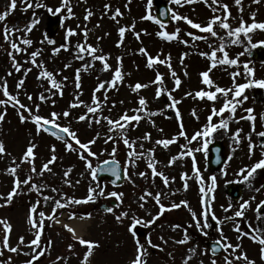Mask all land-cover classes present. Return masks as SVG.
I'll return each instance as SVG.
<instances>
[{
  "label": "rangeland",
  "instance_id": "rangeland-1",
  "mask_svg": "<svg viewBox=\"0 0 264 264\" xmlns=\"http://www.w3.org/2000/svg\"><path fill=\"white\" fill-rule=\"evenodd\" d=\"M170 1V6L173 14H179L192 19L196 23H200L202 26L213 16H220L223 18L226 15L225 10L221 7L223 4L229 6L228 11L231 13L228 18V23L234 29L240 26L241 20L248 25L253 23L252 14L255 13V21L257 23L264 22V0H259V3H254L253 0H241V4L237 5L235 0H219V3L213 4V0H208L206 5L203 0L195 3H184L182 0L181 5H177ZM33 3V8L28 9L26 12L22 9L26 6L17 0V8L14 11H10L9 16L5 21L0 22V84L3 83V79L6 78L8 82L9 91L13 95H19L21 102L28 107L36 111L35 106L40 105L39 114L45 117H49L51 112L62 113L64 111H70V116L64 118L60 117L59 123L62 126L70 125L71 129L75 131L82 142H88L96 137L97 133L100 134V138L97 139L96 144L92 145V151L97 152L98 159L90 157L93 166H96L100 162L114 158L122 163L124 169H127L126 181L119 187H113L108 180H99V183L105 187V197H99L98 204L104 202L110 204L114 197H107V194L112 191L124 193V203L121 205V210H128L129 206L131 211L135 212L138 217L146 216V220H151L158 212L159 206L156 205L155 200L152 197L147 198V203L144 208H140L138 205L139 197L146 191H150L155 195L156 193H163L161 195V202L170 207L175 203H180L183 200H187L189 206L200 216L203 204V194L200 192V183L195 175L193 161L190 156H185L178 159L175 164H170L172 157L178 156L181 151L187 152L189 149L203 148L204 138H197L192 144H188V140L183 136H179L180 121L182 119L184 125V131L187 133V137L191 138L197 131H202L204 125L208 123V116L211 114L213 104L217 109L221 108L224 103V97L221 94L218 95V99L215 102L207 100H200L199 98H193L195 93L199 90L215 91V85H219L222 88H231L233 92H230L227 99H233L235 85L250 83L251 80H264V62H255L252 65L254 75L250 76L247 73L245 64L249 67L251 58L249 52L253 49L254 45L264 41V30L255 29L248 35L251 37L249 41L248 36L241 34V43L233 44L232 41L236 39L235 36L228 37L226 31L221 29L219 25L215 26V30L218 33L217 37H211L210 34L201 33L199 29H192L185 21H176L172 19L168 25L161 27L154 20L141 19L148 14L147 4L148 0H70L71 7L74 12V16L67 18L66 8L56 14L62 19V24L58 32L51 36L46 32L47 27V15L50 14L46 8H35L36 3L46 4L48 7L55 9L61 6V0H30ZM10 4V0H0V13L8 10L7 6ZM111 5V10H105V5ZM119 8L122 16L117 17L116 20L111 19L112 14ZM213 8L216 11H213ZM242 8V11H241ZM155 0H153V6L151 8V15L155 17ZM87 10H91L93 15L85 20ZM40 20V23L33 28L31 33H25L23 31L16 32L13 35V39L17 40L18 37H26L33 41L31 46L21 44V47L27 48V52L15 53L16 60L22 65L20 72H16L12 67V61L8 53L12 51L10 45L5 42L2 34L3 26L6 24L10 29L18 28L23 29L30 23L33 15ZM82 18V20H81ZM118 21V23H117ZM135 23V32L140 33L139 39L136 38L132 30L126 31L124 42L122 46L118 45L120 40L118 29L121 26H131ZM79 25V27H78ZM99 25V26H97ZM88 30L87 43L102 49V52H97V55L105 54L109 56L108 62L112 65V70L104 71L102 63L95 61L94 66L90 67L87 71L80 72L81 88L75 87V75L76 70L81 69L82 65L92 61L91 56L85 55L84 60L75 59V53L77 51L76 45L78 43H84V28ZM72 28L75 30L76 35L67 37V29ZM179 28V39L173 41H166L160 39L157 36L158 32L167 31L168 33H174ZM146 33L145 34V31ZM191 31L198 36H208L207 40H193L192 37L187 35V32ZM45 34L48 39L55 40V44H49L45 40ZM223 37V41L219 38ZM45 40L44 43H41ZM182 40H187L189 43L185 45ZM224 43V51L229 55L230 59H238L236 65H220L212 69L210 72V78L214 81V85L209 88L202 83V77L200 73L206 71L210 67L211 61L201 56L200 53H208L209 55L214 49H219L220 44ZM62 44L68 45L67 50L61 48L57 54L53 53L54 48H59ZM211 45V47H209ZM145 48L147 52L153 57L160 55L161 59H164L169 54L171 55L172 68L169 69L166 65L156 64L152 68L147 67L146 56L139 52V49ZM38 49H43L42 54L37 57V63H43L48 71H51L55 75V79L61 82L63 86V95L61 96L57 89H51V92L46 89L51 88V84L48 80L38 79L40 69L33 66L30 63V53ZM184 53L188 55L183 57V64H181V58ZM243 53V55H240ZM123 58V72L125 74L122 83H118L115 89H111L107 92L108 102L104 104L102 113L98 112L95 115L111 117L112 119H118L127 109L129 115L136 114L133 110L140 108L138 103L141 96L145 97L148 101L147 112H140L139 114L144 117L139 122L137 127L129 126L127 129V135L130 140L135 141V150L137 152H144L145 158L136 161L135 166L128 164V152L130 151L125 146L122 140L119 139V130L109 133V125L107 121L102 120L99 124L92 122L89 126V121H78V117L85 114L87 111L86 105L92 104L93 92L97 85L105 80H108L113 75V70L117 67V58ZM223 53L217 51V59H221ZM70 64L71 67H65ZM58 67V68H57ZM31 68L32 71L25 75V70ZM175 71L181 80V85L178 89L174 87V78L171 72ZM187 71L188 75H185ZM11 72L12 75H8ZM157 72L161 73L164 77L163 84L157 85L152 83L155 80ZM68 73L67 79H64V75L59 78L57 74ZM234 73H239L235 76V82L229 83V79L233 77ZM20 79H24V87L17 89L16 85ZM231 80V79H230ZM137 82L141 84H148L147 88L141 89L138 93L133 92L130 85H135ZM163 88L164 94L159 98L156 97L157 89ZM249 87L244 90L241 97L236 99L243 100L244 96H247V100H244L241 105L237 106V110L234 116L229 112H225L223 117H213V123L218 124L220 119H227L229 121V130L218 129L211 136L207 137L209 143L214 141H221L225 146V155L227 156V162L223 168L218 172H210L206 168L208 160V149L194 152L196 159V166L200 169V174L204 179V189L207 192L211 187V176L215 175L217 178V187L215 192H209L210 208L215 213V216L221 220L225 215H232L233 212L238 209L239 204L245 200H250L255 196L256 199L252 201L251 208L246 211V216L243 218H236L234 222L239 223L240 227L245 231H251L247 228L245 221H250L252 227L258 226L256 219L255 208L257 204L264 200V169H258L254 174V179L250 180L252 187L247 186L248 182L239 183L243 189V198L237 204H233L231 199L224 193L225 184L228 181L237 182L242 180V176L238 175L240 169L248 167L250 168L258 160L264 159L262 155V149L259 148L260 136L258 133L264 132V101L258 103L251 95V91L254 88ZM107 88V85H106ZM264 89V88H263ZM105 90H101L96 93L97 96L103 101V94ZM172 93V97L181 101L175 107L179 109L181 116L175 115V109L168 107L171 100L167 96V92ZM191 92L193 95L188 96L187 93ZM26 93V94H25ZM43 93L48 100L40 101L39 95ZM53 93H55L53 95ZM31 95L33 99L28 100L27 96ZM79 95V99L85 103L77 108H70V105L75 102L76 96ZM0 99H6L0 92ZM53 101L55 103H53ZM123 101V103H121ZM113 102L115 106H113ZM252 108L254 112L252 115L256 117L254 121L255 130H253V122L247 119H241L249 115L245 109ZM193 109L196 112V116L192 115ZM162 114L149 115V113ZM0 112H3V108H0ZM25 115H28L25 112ZM90 117L92 114H89ZM198 117V119H197ZM153 121L155 122L153 124ZM65 124V125H64ZM133 125L136 122H132ZM163 131H160V130ZM242 129L240 132L241 142L237 144L233 139L234 133ZM150 133L151 139L144 140L145 134ZM251 135V141L248 136ZM107 135H112L117 138L118 143L114 144L112 141L105 143ZM176 138V142L169 145L168 148H164L162 145H158L156 141L161 139ZM0 141H3L6 146V154L0 156V194L4 196L11 191L13 187V176L6 173V169L13 166V157L16 158V163L20 164L18 169V176L21 180L27 178L30 173V165L28 163H21V158L29 146L30 142L37 145L35 148L36 159L35 166L39 171L42 165L51 158V147L55 145L56 156L58 157L55 164L50 165L52 172H45L43 177L35 176L33 183L47 184L49 187L42 189L44 196H53L56 199H61L65 194L68 197H75L76 199H83L88 195L89 185L92 184L96 187V184L92 182L89 170L85 167V162L81 160L76 152H68L65 150L64 142L51 136L48 132H40L37 134L36 126L31 122L21 123L17 114V109L7 107V114L2 124H0ZM264 141V140H263ZM256 145L254 154L250 155L249 143ZM74 143V142H73ZM203 143V144H202ZM202 144V145H201ZM141 145L143 147L141 148ZM75 146V145H74ZM187 146V147H182ZM113 147H116L117 151L115 157H112ZM155 149V161L158 171L163 172L169 177V185H164L162 178L156 176L152 177L151 169L147 167V161L149 159L148 149ZM106 149L107 151H104ZM72 171L68 177H64V172L69 168ZM227 175H224V172ZM140 172H146V177L138 175ZM184 173L188 174L189 187L184 190V181L182 176ZM83 174V175H82ZM247 173L245 172V175ZM128 177H131L129 179ZM173 178H175L173 180ZM66 179L71 180V185L65 183ZM79 181V183H77ZM238 183V182H237ZM29 186L23 185L20 195L14 197L11 205L0 207V218L9 221L12 224V232L10 235L9 243L11 246H16L19 243V238L23 236L25 238V244L34 238L32 232L29 231V224L27 218L29 210L32 204H35L37 200H40V205L37 209V213L40 211L50 214L52 212L54 203L48 201L47 204L43 201V196L35 191H28ZM52 188L58 189V192H52ZM256 188H261L260 192H256ZM178 190V191H177ZM176 192L175 195L171 193ZM215 196L214 200H211L212 196ZM225 199V201H224ZM116 201V200H115ZM4 201L0 200V204ZM63 202V201H62ZM224 202L226 208L229 203L233 205L232 211L225 213L219 203ZM64 214L75 213L78 216H86L91 213V222L88 230L85 231L86 240L98 241L100 246L94 250V255L91 258V264H130L131 259L134 256L135 245L132 235L128 232V224L130 221L125 219L123 225L118 224L114 216L110 213H105L98 207L93 208L91 202L87 204L70 205L63 209H57V212ZM161 220L156 222V228L153 229L148 235L151 236L153 244L162 246L163 250H156L157 248L149 247L144 241L141 240V230H138V236L141 243L145 244L149 253L147 259L148 264H168L166 256L171 253V259L169 264H182L183 259L188 255L189 248H196V256L193 260L189 261V264H199L200 260L204 261V264H211L212 256L202 255L207 249L203 246L202 237L204 236L195 226L192 216L186 207H180L178 209H172L165 211L160 216ZM210 221H216L209 217ZM234 222L228 223L226 226L223 224L220 227L223 228V233L229 238L231 243H242L243 247L238 250L239 252H247L250 259H254L256 264H264V261L260 259V245L254 243L251 239L245 237L242 241L237 240V233L233 231ZM188 225V227H184ZM174 225H180L179 228L173 230ZM191 225V226H189ZM264 227V225H259ZM141 228V226H138ZM187 228L188 236L190 240L187 244H177L175 241L184 238V229ZM208 232V229H206ZM47 238H54L53 250L59 249L48 256V259H54L57 256L67 258V264H81V260L86 246L78 247L77 244H73L74 248L70 251L67 247L65 239L62 237L61 241L58 236V231L50 228L45 235ZM4 236L3 226L0 225V244H2ZM215 236L220 240V233L218 227L216 228ZM131 237V238H130ZM160 237H163L167 243H163ZM132 239V240H131ZM23 252H30L31 249L21 246ZM6 250V251H5ZM4 256L1 260L11 256L15 258L16 253H11L5 249ZM208 250V249H207ZM231 251V250H229ZM19 261L24 259L23 253H19ZM162 254V255H161ZM223 253L219 257H215L220 264H223ZM47 260V259H46ZM59 262L57 264H65ZM236 264H245L243 261L236 262Z\"/></svg>",
  "mask_w": 264,
  "mask_h": 264
},
{
  "label": "snow or ice",
  "instance_id": "snow-or-ice-1",
  "mask_svg": "<svg viewBox=\"0 0 264 264\" xmlns=\"http://www.w3.org/2000/svg\"><path fill=\"white\" fill-rule=\"evenodd\" d=\"M21 2L26 5L22 9L25 12L28 9L33 8V6H34L33 3L30 2V0H21ZM85 2H86V0H85ZM130 2H131V0H129V3ZM173 2L177 5L182 4V0H173ZM183 2L191 4V3L199 2V0H183ZM203 2L206 5H208V0H203ZM253 2L259 3V0H253ZM216 3H219V0H213V4H216ZM235 3L237 5H240L241 0H235ZM152 6H153V0H148V4H147L148 14L145 15L144 17H141V19L154 20L161 27H164V24L162 21H160L158 18L153 17L151 15ZM208 6L212 7V5H208ZM104 7H105V10H111V5H109V4H106ZM221 7L225 10L226 15L223 18H221L220 16H213L207 22V24L204 26H202L200 23L194 22L192 19H190L186 16H181L179 14H173L172 19L176 20V21L183 20L188 25H190L192 29H199L201 33L210 34L211 37H217L218 36V33L215 30V26L219 25V27L221 29L227 30L226 35L228 37H232V36L236 37V39L232 41L233 44L241 43V41H240L241 34L248 36L249 41H251V37L248 35L251 31H253L255 29L264 30V22L257 23L255 21V13L252 14L253 23L251 25H248L246 22L241 20L240 26L233 29L231 27V25L228 23V18L231 15V13L228 11L229 6L227 4H223ZM7 8H8V10H5L2 13H0V22H3L6 20V18L10 14V11L16 10L17 0H10V4L7 6ZM35 8H46L47 11L52 15H56V14L62 12L66 8L67 18H71L72 16H74V12H73V9L71 7L70 0H61V6L57 7L55 9V11L53 10V8L48 7L46 4H42V3H36ZM213 11L215 12L216 9L213 8ZM241 11H242V8H241ZM167 14H168V12L166 10L164 12V15H167ZM92 15H93L92 11L87 10L85 20H88ZM122 15H123V13H121L120 9L117 8L115 10V12L112 14L111 19L116 20L117 17H120ZM39 23H40V20L38 18H36L35 14H34L30 23L28 25H26L23 29H18V28H11L10 29L6 24L3 26V29H2L3 38H4L5 42L8 43L10 45V48L12 49V51H10L8 53V55L11 58L12 67L15 69L16 72H20L22 65L20 64L19 61L16 60L15 53L27 52V48L21 47V44L31 46L33 44V41L31 39L26 38V37H18L20 42L17 43V40L13 39L12 37L16 32H19V31H23L25 33H31L33 28H35V26ZM117 23H118V21H117ZM97 26H99V25H97ZM78 27H79V25H78ZM129 30H132L134 32V35L136 36V38L139 39L140 33L135 32V23H133L131 26H121L118 29V33H119V37H120V40L118 42L119 46L123 45L125 33H126V31H129ZM144 31H145V34H147L146 30H144ZM180 31L181 30L179 28H177L174 33L170 34L167 31H161V32H158L157 35L160 38L170 42V41L179 39ZM83 34H84V38H85L84 43H78L76 45L77 51L75 53V59L84 60L85 59L84 54L86 53L87 55L91 56L92 61L82 65L81 69L76 70L74 83H75V87L77 89L81 88L80 72L82 70L87 71L90 67H93L95 61H100L102 63V68L104 71L107 72L109 70H112V65L109 64V62H108L109 56L105 55V54L97 55L96 53L98 51L102 52V49H99L98 47L87 43L88 30L86 27L84 28ZM73 35H76L75 30L72 28L67 29L66 36L71 37ZM187 35L192 37V39L194 41L195 40H207L208 39V36H198V35H195L191 31H188ZM219 39L221 41H223V37H220ZM45 40L49 44H55V40L48 39L47 34H45ZM45 40H42L41 43H44ZM181 42L184 43L185 45H187L189 43V41H187V40H182ZM260 43L264 44V41H262ZM209 47H211V45H209ZM224 47H225L224 43H221L219 49H214L210 55L208 53H204V52L200 53L201 56H204L211 61L209 69L200 73V75L202 77V83L204 85L208 86L209 88H211L214 85V81L210 78V72L212 69L216 68L218 64H220V65H236L238 63V59H230L229 58L228 53L226 51H224ZM61 48L67 50L68 45L62 44L59 48H54L53 53L54 54L59 53ZM42 51H43V49H38L36 51L31 52L30 53V63L33 66L40 69V72H39L38 77H37L38 79H41V80L46 79L50 82L51 88L46 89V91L51 92V89L54 88V89H57L59 94L62 96L63 95V86H62L61 82H58L55 79L54 73L51 71H48L47 68L43 65V63H37V57H39L42 54ZM217 51H221L223 53V57L219 60L217 59ZM139 52L146 56V59H147V65L146 66L149 68H152L156 64L166 65L169 69L172 68L171 55L170 54L167 57H165L164 59H161L160 55H162V53L160 55H157L156 57H153L151 54H149L147 52V49H145V48L139 49ZM187 55H188L187 53L183 54L181 61H180L181 64H183V57H186ZM240 55H243V53H241ZM117 61H118L117 67L113 70V75L111 76L110 79L102 81L97 85L96 89L93 92L92 104L86 105L87 111L85 114H82L78 117V121H86L87 120V121H89V126H91L92 122L99 124L102 120H105V121H107V123L109 125V129H108L109 133L116 132L117 130H119V133H118L119 139L122 140L123 144L125 146H127V148L130 150L128 152V161L127 162L130 166H135L137 160L145 158V153L142 151L137 152L135 150V141L130 140V138L127 135V129L129 128V126L137 127L139 125V122L142 119H144V117L141 116L139 113L140 112H147V106H148L147 99L143 96H141L139 98L138 103L140 105V108L133 110L136 113L133 115H129L128 112H124L118 119H115V120L112 119L111 117H108V116L100 115L99 117H97L95 115L98 112L102 113V109H103L104 104H106L108 102L107 92L111 89H115L117 87V84L122 83L124 80L125 74L123 72V58L118 57ZM65 67H71V65L68 64V65H65ZM244 67L246 68L248 75H250V76L254 75V70L252 68H249L247 66V64H245ZM31 71H32L31 68L26 69L25 75ZM238 74L239 73L233 74V80H235V76ZM8 75H12V73L9 72ZM171 75L174 78V87L176 89H178L181 85V80L175 71H172ZM185 75H188L187 71H185ZM64 79L66 80L67 77H65ZM163 81H164L163 75L161 73L157 72L156 78L154 81H152V83H155L157 85H161V84H163ZM106 85H107V88H106ZM148 86H149L148 84H141L139 82H137L135 85H130L133 92H137V93L141 89L147 88ZM253 86H258V87L264 88V80L253 79V80H251L250 83L236 84L233 99H227L229 93L233 92V89L222 88L219 85H215V91H211V90H209V91H205V90L197 91L193 97L194 99L199 98L200 100H204L205 98H207V100L215 102L219 98L217 94H221L225 99H224V103H223L222 107L219 109H217L215 107V104H213L211 114L207 118L208 123L206 125H204L202 131H197L191 138H188L187 133L183 130L184 125H183L182 119L180 121L179 126H180L181 131L179 132L178 135L185 137V139L188 140L189 145L192 144L193 141H196L197 138H204L203 148L189 149L187 152L181 151L178 156L172 157L170 159V162H169L170 164H175L178 159H181L185 156H190L192 158L195 175L198 178L199 183H200V189L199 190L203 194V199H202L203 207H202V210H201L199 217L197 216V213L189 206V203L187 200H183L180 203L173 202L170 205V207H168L161 202V195L163 193L158 192L155 195H153L152 192L146 191L144 194H142L139 197V200L137 202L139 207L144 208L145 204L147 203V198L152 197L155 200L156 205L159 206V212L151 220H144L143 218L138 217L135 212L131 211L130 206H129L128 210H121L119 212L117 211L118 209H121V205H123V203H124V200H123L124 193H122V192L118 193L116 191H112V192H109L107 194V197H114L116 200V203L113 206L106 207L105 212L112 214L118 224L123 225L125 219H128L130 221V223L128 224V232L132 235L133 242L135 245L134 256L131 259L130 264H148L147 257L149 255V253L147 251V248L145 247V244L141 243V240L139 239L137 226L138 225L149 226L151 224H154L156 222V220H158L160 218V216L163 215V213L165 211H170L172 209H178L182 206L186 207L192 216V219L195 223L196 228L204 236L208 235V232L206 231V229L213 227V225L211 223H209V217L210 216L212 217V219L216 220L218 226L223 225V224L228 223V222H234L236 218H243L246 216V211L251 208L252 201H254L256 199L255 196L251 197L250 200H245L242 203H240L238 209H236L232 215H226L222 220L215 216V213L212 212L211 208H210L209 192H212V193L215 192V189L217 187V178L215 175L211 176V178H210L211 179V187L206 192L204 189V186H203L204 179H203L202 175L200 174V169L196 166V159H195V156L193 153L199 152L202 150L206 151L207 144H208V140L206 138L211 136L218 129L229 130V121L227 119L221 118L219 123L216 124V123L212 122L213 117H215V116L223 117L225 112H229L232 116H234L236 113V110H237V106L241 105L244 100H247V96H244L243 100L236 99V98L241 97V95L245 89H247L249 87H253ZM16 87H17V89H22L24 87V79H20L17 82ZM101 90H105L104 94H103V101H101V98L96 95V93H99ZM0 92H2V95L4 97H6V99H0V108H3V112H0V124H2L4 119H5V116L7 114V107L9 105L11 107L17 109V114L19 116L21 123H25V122L33 123L36 126L37 134H39L42 131L48 132L51 135L55 136L57 139H60L64 142L66 151L76 152L78 154L79 158L85 162V167L87 170H89L91 180H92V182H94L96 184V187H93L92 184L89 185L88 195L83 199H76L75 197H68L66 194L61 199H56L53 196H44L42 189H45L49 186L47 184H39L38 185L36 183H33L32 181L34 180L35 176L43 177L45 172H52V168L50 167V165L55 164V162L58 159V157L56 156V147H55V145H53L51 147V149H50V151L52 153L51 158L42 165V167L39 171H37V168L35 166V159H36L35 148L37 147V145L33 142H30L29 146L26 148V151L21 158V163H28L30 165V173L27 176V178L21 180L18 176V169L20 168V164H17L16 158L13 157V161H12L13 166H10L6 169V173L10 174L14 178L13 187H12L11 191L7 193L6 196H4L3 194H0V200L4 201L2 204H0V207H5L7 205H11L14 197L21 194L23 185H28L29 186L28 191H30V192L35 191L37 193H40L41 196H43V201L45 204H47L48 201H50V200L53 201L54 206H53L52 212L50 214H46L43 211H40L39 213H37V209L40 205V200H37L35 204L31 205L30 210H29V214H28V218H27V223L29 224V231L33 233L34 238L32 240H30L27 244H25V238L23 236H21L19 238V243L16 246H11L9 243V240H10V235L12 232V224L3 218H0V225L3 226V230H4L2 245H0V257H2L4 255V250L7 249V251H9L11 253H18V254L23 253V255L30 257L28 260H25L23 262V264H37V262L40 261V258L45 256L46 252L51 247V241L50 240L47 242L46 247H42V245H41V237L44 235V229H45V223L44 222H45V220H49V221H54L57 224H62L63 227L68 232H70L72 234V237L74 240L78 241V243L81 246H86V251L83 254L81 264H91V258L94 255V250L100 246L99 242L84 239L83 236H81L77 233V229L75 227H73L71 224L64 223L63 221L58 219L57 215H56L57 209H63V208L69 207L70 205H73V204H75V205L87 204L89 202H94L97 197H105L106 185L102 186L99 183L98 172H110L117 179H120L121 177H120V169H119L118 162H116L114 159L113 160H105L103 162V165H104L103 167L100 164L93 166V163H92V160L90 159V157H95L98 159L99 154L97 152L92 151L91 146L96 144L97 139L100 138V134L97 133L96 137L92 140H89L88 142H82L79 139L77 133L71 129L70 125L62 126L59 123L61 116H63L64 118H67L70 116V114H71L70 111L66 110L62 113L51 112L49 117H45V116H42L39 114L40 105L37 104L35 106L36 111L33 112L32 108L28 107L27 105H25L21 102L18 94L13 95L9 91L8 82H7L6 78H4L3 83L0 84ZM54 94L55 93H53V95ZM162 94H164V89L158 87L157 92H156V97L159 98ZM186 95L192 96L193 94L191 92H189ZM167 96L171 100V103L168 105V107L174 108L175 109V115L177 117H180L181 113H180L179 109L176 108L175 106L177 104H179L181 101L173 98L172 93L170 91L167 92ZM27 98L30 101L33 99V97L31 95H28ZM38 98L40 101H45V102L48 99V97H46L43 93H41ZM53 103H55V102L53 101ZM84 103H85L84 101H81L79 99V95H77L75 98V102H73L70 105V108L80 107ZM121 103H123V101H121ZM113 106H115L114 102H113ZM245 111L247 113H249V115L246 117H241V119H247L249 121H252L253 122V130H255L254 121H255L256 117L254 115H252V113L254 112V109L248 108V109H245ZM25 112H27L28 115H25ZM89 114H92L91 117ZM156 114H162V111L158 112V113H149V115H156ZM192 115L196 116V112L194 109H193ZM197 119H198V117H197ZM134 121L136 122L135 125L132 124V122H134ZM154 123L155 122L153 121V124ZM52 129H56V131H52ZM160 131H163V130L161 129ZM241 131H242V129H238L234 133L233 139L235 140V142L237 144H239L241 142V136H240ZM61 134H64V135H61ZM258 135L260 137H264V132H260V133H258ZM65 137H67L68 139H66ZM143 139L144 140H150L151 134L150 133L145 134ZM248 139H249V141H251V135L250 134L248 136ZM109 141H112L114 144L118 143L117 138L112 136V135L106 136L105 143L107 144ZM175 142H176V138L161 139V140L156 141V143L158 145H162L164 148H168L169 145H171ZM142 147H143V145H141V148ZM182 147H187V146H182ZM255 147H256V145L252 144L251 142L249 143L250 155L254 154L253 150L255 149ZM260 147L262 149V155H264V141L261 142ZM104 151H107V150L104 149ZM116 151H117L116 147H113L112 153L110 155L112 157H115ZM4 154H6V146H5L3 141H0V156H3ZM148 156H149V159L147 161V167L149 169H151L152 177L155 178L156 176H159L162 178V182L164 185H166V186L169 185V183H170L169 177L166 176L163 172L157 170V167H156L157 161H155V159H154V157H155V149L154 148L148 149ZM109 164H114L115 166L114 167H108ZM258 169H264V159L258 160L250 168L245 167V168L240 169L238 175L242 176L243 179L240 181H237V182L238 183L248 182L247 186L249 188H251L252 184L250 183V180L254 179V174L257 172ZM71 171H72V168L70 167L68 170H66L64 172V177H68L70 175ZM245 172L247 173L246 175H245ZM223 174L227 175V172L225 171ZM125 175H127V169H125ZM138 175H140L141 177H146L147 173L146 172H140V173H138ZM128 178L131 179V177H128ZM174 179L175 178H173V180ZM182 179L184 181L183 187H184V190L186 191L189 187L188 174L184 173L182 176ZM64 182L69 184V185H71V183H72L71 180H69V179H66ZM77 183H79V181H77ZM113 183H115V181H113ZM227 183H232V181H228ZM261 188H264V185H261ZM261 188H256L255 191L260 192ZM51 190L54 193L58 192V189H56V188H52ZM171 194L175 195L176 192H173ZM214 199H215V196L213 195L211 197V200H214ZM221 207L223 208L225 213H228V212L232 211V209H233V205L231 203H229V205L226 208L223 205H221ZM254 211L256 214V219L258 221L257 227L253 228L250 221H245L247 228L251 229V231H245L240 227L239 223L234 222L233 231H235L238 234L237 235L238 241H242L245 237H247V238L251 239L254 243H258L260 245V259L262 261H264V227L259 226V225H264V200L260 201L257 204ZM37 216H38V218H37ZM91 216H92V214L88 213L86 216H81L80 219L81 220L91 219ZM68 219L69 220L76 219V214L70 213L68 216ZM189 226H191V225H189ZM179 227H180V225H174L173 230H175L176 228H179ZM218 231L220 233V240H218L213 245V247L211 249V253H212L211 264H220V262L215 258L217 253L220 250H223L225 253V255L222 257L223 264H236V262H239V261H243V262H245V264H256V261L254 259L249 258L247 252H239V254H237L238 250L243 247L242 243H240V242H238L236 244L231 243L229 238L224 235L222 227H218ZM160 239H161V241H163V243H165V244L167 243V241H165L163 237H160ZM189 240H190V237L188 236L187 228H185L184 229V238L175 241V243L183 245V244H187L189 242ZM146 243L149 247L160 248V245L153 244L150 235H148L146 237ZM21 246H25V247L31 249V251L30 252H23V249ZM68 248L71 251L74 248V245L69 244ZM229 250H231V251H229ZM171 255L172 254L169 253V256H171ZM202 255H208V250L206 249L202 253ZM195 256H196V248L195 247L189 248L188 249V255L183 259L182 264H189V261L193 260L195 258ZM59 260H64L65 264H67V258L66 257H57V261H59ZM0 264H12V257L9 256V257H7L6 260H0ZM54 264H55V262H54ZM199 264H204V261L200 260Z\"/></svg>",
  "mask_w": 264,
  "mask_h": 264
},
{
  "label": "water",
  "instance_id": "water-1",
  "mask_svg": "<svg viewBox=\"0 0 264 264\" xmlns=\"http://www.w3.org/2000/svg\"><path fill=\"white\" fill-rule=\"evenodd\" d=\"M157 10H158L157 11L158 18L160 20H162L163 22H167L169 20V8H168L167 3L164 2V1H158V9ZM166 10H167L168 14L164 15V12ZM59 23H60L59 20L56 19L55 16H51L49 30L52 33H54L57 30V28L59 27ZM262 50H264V47L263 46H259L256 49L255 52H252L251 56L256 57L257 54L259 52H261ZM52 131H56V129H52ZM61 135H64V134H61ZM212 148H213V150L211 152V159H210V162H209V168L211 170H218L223 165L225 159L222 157V154H221L222 148H221L220 144H216V145L212 146ZM100 165L102 167L104 166L103 163L100 164ZM114 166H115L114 164H109L108 165V167H114ZM119 169H120V177H121L120 179H117L110 172H98V178L109 177L111 179L112 183H113V181H115V183H113V184L118 185V184H120V183H122L124 181V173H123V171L121 169V165L120 164H119ZM227 193L230 194L234 198V200H238L241 197V194H242L241 188L236 186V185H234V184H228L227 185ZM214 244L215 243H209L210 249H212Z\"/></svg>",
  "mask_w": 264,
  "mask_h": 264
},
{
  "label": "bare ground",
  "instance_id": "bare-ground-1",
  "mask_svg": "<svg viewBox=\"0 0 264 264\" xmlns=\"http://www.w3.org/2000/svg\"><path fill=\"white\" fill-rule=\"evenodd\" d=\"M68 224H71L73 227H75L77 229V233L79 235H83L85 229L89 225V223L87 221H81V222L80 221H73V222L68 223Z\"/></svg>",
  "mask_w": 264,
  "mask_h": 264
},
{
  "label": "trees",
  "instance_id": "trees-1",
  "mask_svg": "<svg viewBox=\"0 0 264 264\" xmlns=\"http://www.w3.org/2000/svg\"><path fill=\"white\" fill-rule=\"evenodd\" d=\"M57 75L59 76V78L62 77L63 75H64V78L69 76L68 73L66 75H65V73H60V74H57Z\"/></svg>",
  "mask_w": 264,
  "mask_h": 264
}]
</instances>
